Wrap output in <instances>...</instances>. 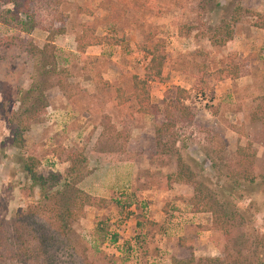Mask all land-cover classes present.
<instances>
[{
	"label": "rangeland",
	"instance_id": "obj_1",
	"mask_svg": "<svg viewBox=\"0 0 264 264\" xmlns=\"http://www.w3.org/2000/svg\"><path fill=\"white\" fill-rule=\"evenodd\" d=\"M51 3L36 0L39 26L22 37L44 47L45 28L53 17L62 18L65 31L47 49L54 55L49 71L68 70L65 89L54 76L39 93L40 65L17 58V51L0 66V101L5 96L14 109L38 110L41 116L24 136V147L13 142V129L0 119V221L41 195L23 171L22 158L34 153L38 174L57 176L49 191L64 192L70 167L65 154L76 150L87 162L75 188L113 203L89 208L70 225L69 237L49 251L50 264H171L172 257L191 254L221 257L223 238L211 215L195 213L189 204L195 188L208 189L243 215L254 212L250 226L264 231L263 179L233 188L228 168L236 149L251 141L257 156L252 173H263L264 119L253 124L250 115L264 91V31L254 25V14L264 15V0H62L57 10ZM238 8L251 14L240 13L225 47L212 46L214 32ZM83 23L95 24L100 36L124 41L80 54L75 39ZM14 33L0 25V36ZM154 44L161 46L165 63L162 81L150 85L152 104L162 108L183 89L194 116L165 139L164 158L154 140L158 119L137 114L134 103L116 106L113 92L128 89L132 76L143 77L149 62L143 50ZM236 66L239 77L232 80L227 70ZM179 155L193 176L190 183L168 185L166 176L177 170Z\"/></svg>",
	"mask_w": 264,
	"mask_h": 264
},
{
	"label": "trees",
	"instance_id": "obj_2",
	"mask_svg": "<svg viewBox=\"0 0 264 264\" xmlns=\"http://www.w3.org/2000/svg\"><path fill=\"white\" fill-rule=\"evenodd\" d=\"M49 2H52V7L54 6L57 10L62 0H45L47 6H49ZM7 5H9L7 8H3ZM240 13L251 14L249 10L238 8L229 21L214 32V36L210 40L212 46L223 48L233 39L232 27L239 22ZM37 16L36 0H0V25L16 33L0 36V66L13 61L15 59L13 54L17 51V58L24 57V61L25 58H28L36 65H40L41 73L39 75L44 82L42 85L38 84L39 93L43 91L44 87L48 89L54 76H58L57 86L63 91L65 87L62 81L68 77V70L56 72L53 68L52 71H49L54 55L47 49V45L51 44L54 37L62 35L65 31L62 18L56 16L55 19L53 17V21L45 28V32L48 34V44L40 48L34 45L30 39L22 37V35L28 37L34 29L38 28ZM254 17L256 18L255 27L264 31V15L257 13L254 14ZM123 41L124 38L100 36L96 34L95 24L83 23L81 34L75 39V50L84 54L87 48L117 47ZM160 49L161 46L158 44L144 48L143 51L149 57V62L145 67L143 77L134 75L130 79L128 89L119 86L114 88L113 92L116 106L123 107L134 103L137 114L154 116L158 119L154 124V140L156 149L164 158L169 155L168 151L163 149L165 139L178 124L192 123L194 116L185 104L188 91L183 89H177L175 98L164 101L162 108L152 104L150 85L163 79L165 57ZM8 51L10 53L6 54ZM32 66L33 64L30 67ZM224 71L226 72V70ZM227 72V77L232 80L239 77L238 66L230 68ZM19 93V91L16 92V94ZM2 98L0 119L5 120L7 126L13 129V142L24 147V136L29 132L32 124L41 120L40 112L35 107L33 109L36 111L28 108L14 109L12 104L4 99L5 96ZM39 101L40 99H38ZM259 101L262 104L259 102L260 106H255L250 115L253 124L261 123L260 121L264 119V107L261 106L264 104V91ZM43 109L44 106L42 111ZM110 131L114 133L115 130L112 127ZM65 160L70 163V167L62 188L64 192L59 190L50 192L49 190L58 183L57 176L54 174L39 175L37 172L39 160L34 153H28L22 158L23 171L29 177L32 185L39 189L41 195L38 201L27 203L23 209L17 210L7 221H0V264H50L49 251L54 249L57 244H63V238L69 237L70 225L84 218L89 208L106 209L113 203V200L92 196L75 188L78 183L75 178L80 175L87 162L82 153L76 150L67 151ZM256 162V151L253 149L251 141H247L244 147L240 146L236 149L232 161L228 165L229 178L233 188L245 184L256 185L260 178L263 179L261 184L264 185V168L262 169L263 173H259L257 176L252 173ZM192 176L190 168L183 157L179 155L177 170L166 176V180L168 185L185 184L190 183ZM189 204L192 206L193 212L211 215L213 227L223 238L222 256L196 258L191 254L186 259L172 257L171 264H264V231L250 226L255 217L254 212L243 215L236 208L237 206L232 208L230 202L221 201L219 197L210 194L208 189L203 190V188L194 189Z\"/></svg>",
	"mask_w": 264,
	"mask_h": 264
}]
</instances>
